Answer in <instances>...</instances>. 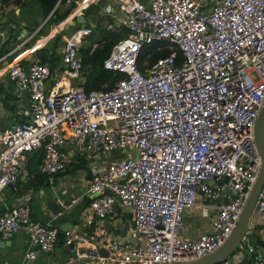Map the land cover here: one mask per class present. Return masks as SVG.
Returning <instances> with one entry per match:
<instances>
[{
	"label": "built area",
	"instance_id": "2783aa9c",
	"mask_svg": "<svg viewBox=\"0 0 264 264\" xmlns=\"http://www.w3.org/2000/svg\"><path fill=\"white\" fill-rule=\"evenodd\" d=\"M104 13L108 31H128L103 62L125 74L112 89L72 83L84 77L79 50L92 26L65 41L54 77L48 62L12 63L9 76L18 97L28 94L30 115L8 128L0 122V192L19 177L31 179L26 152H41L40 171L50 176L67 170L66 147L106 160L118 152L124 157L93 167L82 217L86 226L101 225L119 203L137 242L113 232L92 243L67 230L64 244L72 245L75 259L171 264L205 258L232 236L262 168L256 124L264 107V0H112ZM155 41L169 42L171 53L145 60L141 69L142 50ZM190 209L213 211L212 230L184 236ZM263 226L264 184L244 247L216 264H264V246L250 239ZM18 232L33 248L26 260L60 242L58 227L33 218L27 195L0 214V234Z\"/></svg>",
	"mask_w": 264,
	"mask_h": 264
},
{
	"label": "crops",
	"instance_id": "0c3cea01",
	"mask_svg": "<svg viewBox=\"0 0 264 264\" xmlns=\"http://www.w3.org/2000/svg\"><path fill=\"white\" fill-rule=\"evenodd\" d=\"M112 0H66L56 5L55 9L48 15H44L39 5L31 2L28 6L18 7L14 11H0V122L4 128L12 127L15 124L29 119V101L28 94L21 98L17 96L15 84L9 76V69L14 62H20L24 67L31 63L42 60L45 53L54 54L55 64L50 63L53 77L63 67L62 50L65 41L70 38L74 32L85 26H92L94 32L84 37L82 46L89 45L87 40H99V34L106 28L107 15L104 13V7ZM72 8V9H71ZM58 9L59 15L63 16L68 10L71 11L58 20L51 17L53 12ZM21 27L20 31L17 28ZM7 31V32H6ZM88 73L85 68L84 77ZM83 77V78H84ZM66 81V80H65ZM53 78L49 84L53 83ZM68 82V81H66ZM74 85L80 84L79 80H73ZM65 151L70 158V164L66 171L55 175L43 174L44 184L40 190L27 191V197L31 205L32 216L36 221L51 224L58 227L61 231L60 242L55 250L48 254H40L34 264H67L75 259V254H67V246L64 244L66 231L62 229L64 224L71 230L75 236H84L92 243H97L101 238L110 236L114 230L122 228L125 222L131 221V216L118 203L115 215H110L101 225L86 226L83 221V214L90 204L91 198L87 193L88 182L93 173V167L104 162L105 158L93 157L91 153L78 147H66ZM35 155H28L27 160L32 168L37 157L41 152H34ZM122 157L123 154L115 152L110 157ZM85 159L82 163L81 159ZM32 181L35 178L32 176ZM48 188V189H47ZM0 214L4 208L13 206L20 201L17 192L6 188L0 192ZM56 200L65 204V212L54 215L48 208V202ZM61 205V204H60ZM197 209H190L186 212L185 222L182 233L186 237L196 238L202 232L211 231L212 223L196 226V219L199 213ZM106 233H102V231ZM99 234H102L101 236ZM251 243L254 246L261 245L259 241L264 242V226L257 229L252 234ZM6 248L2 251L3 259L0 257V264H26L25 252L31 250L32 245L28 242L25 232L13 233L5 238ZM124 240L129 242L133 237L128 235ZM253 241L255 243H253ZM264 246V245H261ZM1 256V255H0ZM91 264H99L98 260Z\"/></svg>",
	"mask_w": 264,
	"mask_h": 264
},
{
	"label": "trees",
	"instance_id": "16d2710c",
	"mask_svg": "<svg viewBox=\"0 0 264 264\" xmlns=\"http://www.w3.org/2000/svg\"><path fill=\"white\" fill-rule=\"evenodd\" d=\"M60 2L66 0H0V11H14L16 8H24L28 6L31 2H35L39 5V8L43 11L44 15L48 16ZM72 9V8H71ZM68 10L63 16L59 15L58 9L53 12L54 20H58L61 17H65L70 11ZM93 34V33H92ZM128 31L126 28H119L116 32L108 31L105 27L99 34V40H87L89 45L80 47V55L85 68H87L88 73L84 77V83L82 84L87 91L102 89L109 90L112 89L116 83L122 79L125 74L111 69H106L103 65L104 60L109 56L113 46L119 42L122 38L127 36ZM97 45L96 48H93ZM169 42L167 41H155L147 44L142 50V54L139 61V66L141 69H145V60L149 64L154 63L156 60L162 57H166L171 53V50L167 48ZM161 46V48H159ZM54 54L43 55L42 61L55 64L56 59H53ZM82 163L85 159H81ZM61 237V231H60ZM252 240V235L250 237ZM253 243H255L253 241ZM261 245H264L263 241H259ZM246 262V261H245ZM247 263V262H246Z\"/></svg>",
	"mask_w": 264,
	"mask_h": 264
},
{
	"label": "water",
	"instance_id": "95a60500",
	"mask_svg": "<svg viewBox=\"0 0 264 264\" xmlns=\"http://www.w3.org/2000/svg\"><path fill=\"white\" fill-rule=\"evenodd\" d=\"M21 29H22L21 27H18L17 31H20ZM79 83L82 85L84 83V78H80ZM256 141H257V144H258L259 149H260L261 154H262L261 172H260L258 179H257V181H256V183L252 189V192H251L250 197L247 201V204L243 210V213H242L241 218L239 220L238 226L234 230L232 236L217 251L208 255L205 258H202V259L196 260V261L175 262V263H171V264H216L218 262H221V261L227 259L240 246L243 239L245 238L246 233L248 232L251 213H252L254 205L257 201L260 190L264 184V107L262 108V110L259 114L257 124H256ZM25 155L26 156H28V155L34 156L35 153L34 152H26ZM41 160H42V156L39 155L37 157L36 161L34 162L32 168H31V174L35 178L36 182L32 181V178L28 181H25L21 177H19L17 182L10 183L7 188L10 189L11 191L17 192V194L19 195L20 198L25 197L28 194L27 191H29V190H37V191L40 190L41 186H39L37 184L38 183L44 184V182H45V178L40 171ZM48 208L51 210L52 213H54V215H59V214H62L66 211L65 208L62 205H60V202H58L56 200L49 201L48 202ZM67 226H68V224L65 223L64 226L62 227V229L65 231L69 230L67 228ZM130 229H131V222L127 221V222H125V224L122 228H118V229L114 230V235L118 240H121V241L123 239H125L126 237H128V235H130L131 237H133V240H131L130 242L135 244L137 242V238L135 236H133V234L130 232ZM5 238L6 237H3L0 234V255H1L0 257H3V259L5 257H8V256H3V253H2V251L8 245ZM123 242L127 243L129 241L124 240ZM71 249H72V245L68 246L66 253L72 254ZM100 251H101V254L105 257H107L109 255L108 250L105 248H101ZM34 263H35V260H30V259L27 260V262H26V264H34ZM67 264H91V263L89 261H86V260H83V261L72 260V261L68 262ZM163 264H169V263H163Z\"/></svg>",
	"mask_w": 264,
	"mask_h": 264
},
{
	"label": "rangeland",
	"instance_id": "374dc122",
	"mask_svg": "<svg viewBox=\"0 0 264 264\" xmlns=\"http://www.w3.org/2000/svg\"><path fill=\"white\" fill-rule=\"evenodd\" d=\"M112 157L113 156L111 157L109 156L108 160L105 159L104 161H109L112 159ZM122 157H124V155ZM199 212H201L200 209L196 211V213H199ZM213 213H214L213 211H210L209 213H200L199 217L196 219V222H195L196 226L198 227L199 225L203 226V225L208 224V222L212 220ZM247 237H248V234H247ZM245 243H246V240L244 239L241 246L244 247Z\"/></svg>",
	"mask_w": 264,
	"mask_h": 264
}]
</instances>
